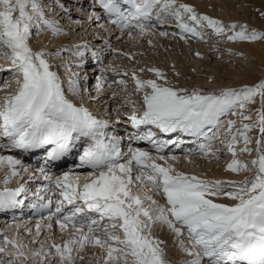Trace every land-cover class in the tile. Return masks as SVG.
I'll return each instance as SVG.
<instances>
[{
  "label": "snow or ice",
  "instance_id": "6c2138e0",
  "mask_svg": "<svg viewBox=\"0 0 264 264\" xmlns=\"http://www.w3.org/2000/svg\"><path fill=\"white\" fill-rule=\"evenodd\" d=\"M98 3L110 22L129 36L133 31L141 36L151 34L150 29L173 23L182 38L191 34L203 39L205 27L213 29L217 36L226 34L221 21L198 15L190 5L177 4L176 0H98ZM237 27L240 31H236ZM33 29L62 34L57 23L47 18L41 0H0V57L10 60L18 85L13 94L0 99V137L9 141L7 146L0 144V148L29 151L50 145L48 158L55 161L83 142L78 167L91 171L83 180L80 174L70 179L65 173L54 181L45 176L48 185L42 189L53 195L58 191L61 197L47 219L55 217L61 229L71 227L78 236L63 244L53 242L47 251L42 246L29 254L25 252L27 245L5 235L0 241V254L8 258V264L39 256L44 261L58 259L60 264H73V253L86 246L104 250L105 264L120 260L123 264H168L161 241L151 234L157 223L167 225L177 236L186 233L191 247H185L184 251L194 257L189 264H264V81L203 94L199 89L189 92L186 88L166 86L168 81L158 69L149 71L164 80L163 84L141 80L133 73L136 91L143 92V100L142 111L133 106L129 119L136 129L142 125L149 127L129 139L149 142L158 155L154 157L149 151L131 147L123 153L120 138L105 132L107 122L65 94L58 72L51 70L45 58L60 52L33 50L30 45ZM228 31L233 33L227 35L229 41L264 40V33H249L246 25L233 24ZM76 54L83 57L79 48ZM68 90L73 96L81 95L78 81L70 80ZM257 98L260 107L255 109L253 118L248 114V106ZM227 116H239L241 127H236L235 120L225 121L223 118ZM225 123L227 128L221 139ZM152 127L160 133L191 137L190 142L206 158L217 155L212 150L213 141L220 140L233 157L227 170L240 173L254 169V174L236 182L206 180L178 171L169 163L178 158L163 153L168 145L179 147L186 141L179 137L157 139ZM253 130L260 133L255 149L250 147L253 138L249 133ZM241 143L239 151L248 154L255 151V159L237 158L236 146ZM5 165L11 168L12 176L19 175L15 169L21 165L20 160L0 156V168ZM140 187L163 197L165 204H159L152 195L141 197L133 191ZM24 191L23 185L14 190L7 187L0 190V208L15 207L20 203L17 197ZM220 197L233 203L213 199ZM39 199L44 200V196ZM51 204L49 199L39 208H50ZM66 205L71 207L66 210ZM47 227L51 229L52 224ZM180 243L183 245L184 240ZM9 247L13 251H8Z\"/></svg>",
  "mask_w": 264,
  "mask_h": 264
},
{
  "label": "rangeland",
  "instance_id": "374dc122",
  "mask_svg": "<svg viewBox=\"0 0 264 264\" xmlns=\"http://www.w3.org/2000/svg\"><path fill=\"white\" fill-rule=\"evenodd\" d=\"M63 1L65 2L63 3L62 0H41L47 18L54 20L56 23L59 22L57 25L60 27L62 34L55 35L48 29L39 32L33 29L30 45L35 51L44 50L50 54H54L57 51L60 52L58 57L56 55H49L45 58L49 60L51 70L58 72L63 88L65 89V94L78 106L86 107L96 118L106 121L109 128H106L105 132L107 133V130L110 131L111 136L117 137L118 134H120L124 135L123 137L125 138L130 137L134 129L129 119L132 115L133 106L142 111L143 92L136 91L133 73L141 80H157L158 83L163 84L164 80L159 79L154 72L149 71V69H158L164 74V77L168 81L166 86L186 88L189 92L193 89H199L203 94H209L211 92L218 93L224 89H240L244 86H254L264 81V64H262L261 69L256 72V66L259 65L258 57L254 55L252 58L249 56L250 53L248 52L249 44L251 46H256L257 43L264 42V40L249 42L240 40L229 41L227 39V35L233 34L228 31V26L233 24L240 26L246 25L249 33L252 31L264 33V0H205V2L204 0H176L177 4L190 5L198 15H206L212 19L221 21L225 25L226 34L220 36H217L213 29L205 27L203 39L192 36L191 34H185L182 38L180 29L175 27L174 23L171 26L158 25L156 28L149 30L151 34H144L143 36L139 35L137 31H133L131 36L124 31L121 34L115 30L116 28L111 29L110 25L105 24V26L103 24L105 22L102 20V14L96 12L97 9V11H102L99 6H96L98 0L97 3H94L93 0H81L80 8L71 6L72 0ZM202 3L205 4V7L201 6L200 8L197 6ZM58 6L60 8H57ZM91 6L96 10L90 13L91 10L89 7ZM78 9L81 10L80 13L71 12ZM94 14H97L101 20L95 19L97 15L95 16ZM61 17H65V20L60 19ZM66 19L68 21H66ZM72 23L76 25L71 26ZM236 31H240V28L237 27ZM162 32H167L168 35H161ZM93 41L95 44L92 43ZM77 48L83 52L82 58L76 54ZM91 52L97 55L101 54V56L96 57V54L93 55ZM92 57H94V59H92ZM96 60L97 63H94ZM65 65L67 67H65ZM251 68L254 69V75L256 77L254 80H247L245 76L249 73ZM141 69H143V71H141ZM67 73L69 74L64 75ZM70 80L78 81L81 88L80 96H73L68 90ZM121 81H123V83H121ZM100 85L101 88L99 87ZM102 87L105 89L103 92L99 91ZM17 88L18 85L14 79V71L12 70L10 60L5 57H0V99L6 95L13 94ZM95 91H98L96 93H100L101 95L97 97ZM104 96L105 100L101 102L102 104H98L97 106L94 97H96V100H99ZM259 107L260 101L259 98H257L255 103L248 106V114L253 115V118H255V109ZM223 119L225 121L229 119L235 120L237 121L236 127H241V118L239 116H227ZM142 127L145 126L142 125ZM146 127L148 130L149 126ZM226 128L227 124L225 123L221 139L224 138L223 131L226 130ZM152 130L157 133L159 132L154 127H152ZM113 131L115 133H113ZM138 131L140 134L142 133L140 130H136L133 133L136 134ZM172 135L173 134H171V136ZM180 135L181 134L178 136ZM249 135L253 138L250 147L255 149V141L260 138V133L259 131L253 130ZM185 137L187 140L186 142L189 143L182 144L179 151H174L172 148L173 145L171 146L170 144L165 148L163 153L166 157L175 155L176 157L187 158L186 162L182 164L178 162L175 165L178 171L196 175L206 180L236 182L243 181L245 178H250L254 174V169L251 172L245 171L240 173L228 171L227 165L231 163L233 157L228 153L227 149L221 145L220 140L213 141L212 150L217 152V155L206 158L196 150V145L191 146L192 144L188 141L189 139H187V136ZM157 139L167 140L165 136H160ZM140 144H146L148 147H142V149L149 151L154 157L158 155L153 148H149V142L145 144L137 143L135 146H140ZM123 145H125V142ZM128 145L129 142H127L121 150L127 148ZM242 147V143L236 146L238 159L241 161H251L256 158L255 151L251 154L240 152L239 150ZM131 148H133L132 144ZM0 149V153H4L2 154L3 156H7L9 152H12L8 150L7 152H4L5 150L1 152L3 149ZM127 152L128 151H125L123 153ZM9 168L8 165H5L6 171L4 170L3 173L6 175L4 176L3 173L0 174V190H3L5 187L11 190L16 189L20 187V183L25 178H23L22 175L24 168H22L21 165L16 167V170H18L16 172H20L18 176H12L11 168ZM84 171L79 167L74 172L68 173L69 178L71 179L74 174L79 173L83 180V177L88 174L87 171ZM31 172L33 173V170H31ZM33 175V177L38 180V182H33L38 183L36 187H40L35 190H38V194L43 195L44 191L41 192V190L45 185L40 182H47L45 179L47 174L41 177L35 172ZM63 176L64 175H58L56 178H62ZM6 179H8V183L5 185ZM55 179L52 180L54 181ZM30 182L31 181L28 180L27 183H24V189H29V186L32 185V182L29 184ZM33 185H35V183ZM31 188L33 189L34 187ZM133 191L138 192L141 197L152 195L159 204H165L163 197L148 191L147 187L134 188ZM45 193L47 194L48 192ZM49 194L48 196H51L52 193ZM58 197L61 198L57 191L54 198L58 199ZM213 199L218 203L231 204L227 202L229 199H226V197ZM147 203L148 202H146V206ZM1 216L2 215H0V217ZM2 220L3 219L0 218V241L4 239L5 235L9 238V235L14 233L11 229L12 227L10 226V228H8L6 222ZM35 225L36 223L33 222L32 226L35 227ZM39 225H41L39 227V236L43 238L41 237L30 244L31 248H28V252L26 247V253H32L33 251L31 250H34V248H36L35 252L39 251L42 246L45 249L44 251H47L53 242L56 244H63L65 241L72 238L74 234H77L75 233V229H70L71 227H69V229L65 231L64 236H62L63 238L58 241L59 226L57 229L53 227L48 231L47 222L43 224L40 223ZM162 225L166 228V231L171 234L170 236L173 242H176L178 239L180 240V238H184V240H187V243L184 241L185 244L183 247L185 245L191 247L188 239H185L187 238L186 235L183 237L177 236L176 233L165 224L157 223L152 226V229L157 230ZM68 231H70L68 233L69 236H67ZM120 234L122 236V233ZM39 236L37 238H39ZM92 247L93 246H86L78 253L74 252L73 256L75 260L73 264H105V259L102 255L93 250ZM177 248L179 247L177 246ZM177 248H174L172 254L164 251V259L168 264H189L186 260L188 256L187 258L185 256L187 253H179ZM8 251H13V249L9 247ZM52 251L53 254H55V250L53 249ZM0 264H8V258L3 254H0ZM14 264H60V261L58 259L44 261V258L39 256L31 257L23 261L17 260ZM108 264H123V260L109 261Z\"/></svg>",
  "mask_w": 264,
  "mask_h": 264
},
{
  "label": "bare ground",
  "instance_id": "6f19581e",
  "mask_svg": "<svg viewBox=\"0 0 264 264\" xmlns=\"http://www.w3.org/2000/svg\"><path fill=\"white\" fill-rule=\"evenodd\" d=\"M73 2H72V4H70L71 6H74L75 8H80L81 6V0H72ZM187 1H189V0H187ZM62 2L64 3L65 1H63L62 0ZM97 2V1H96ZM204 2H205V0H204ZM257 2V1H256ZM255 2V3H256ZM49 3V2H48ZM50 4H51V2H50ZM261 4V3H260ZM197 5V4H196ZM259 5V4H258ZM80 6V7H79ZM96 6H99L100 8H101V6H100V4L98 3V4H96ZM95 6V7H96ZM198 7H200L201 8V6L202 7H205V4H201V5H197ZM57 8H60L59 6L57 7ZM71 9H72V7H71ZM89 9L91 10L90 11V13L91 12H94L96 9L94 8V7H89ZM57 10H60V9H57ZM98 10V9H97ZM96 10V12H100L101 14H102V19H103V13H102V11H97ZM101 10H102V8H101ZM71 12H74V13H76V12H81V10H76V11H71ZM83 12V11H82ZM95 12V13H96ZM100 14V15H101ZM95 15V14H94ZM97 15V14H96ZM95 15V16H96ZM98 16V15H97ZM58 17V16H57ZM65 17H61L60 19H62V20H65L64 19ZM99 20H101V19H99ZM66 21H68L67 19H66ZM104 22V21H103ZM68 23H70V22H68ZM57 24H59V22H57ZM104 25H105V23H103ZM102 24V25H103ZM74 25H76V24H74V23H72V25L71 26H74ZM101 25V26H102ZM109 25V24H108ZM106 26V25H105ZM84 27V26H83ZM105 28H107V27H105ZM110 28V27H109ZM111 29H112V26H111ZM110 29V30H111ZM121 34H122V32L123 31H119ZM125 33H127V32H125ZM109 34H110V32H109ZM122 38V37H121ZM120 38V39H121ZM92 43H94L95 44V42L93 41ZM96 46H97V43H96ZM99 47H101V46H99ZM101 52V51H100ZM248 52L250 53V57H252L253 58V56L254 55H257V57H258V60H259V65H257L256 66V72L257 71H259V69H261V66H262V64H264V42H260V43H257L256 44V46H251L250 44H249V49H248ZM92 53H94V52H91V54ZM96 54V53H95ZM57 57H58V55H56ZM97 56H101V54H99V55H97L96 54V57ZM92 59H94V57H92ZM7 62V61H6ZM96 63H97V61H96ZM253 64V63H252ZM9 71V70H8ZM66 71V70H65ZM69 73H67V74H64V75H68ZM98 76H99V73H98ZM256 76L254 75V69H252L251 68V70L249 71V73L245 76V79H247V80H249V79H251V80H254V78H255ZM103 85V84H102ZM100 88H101V85L99 86ZM105 89H103V87H102V89H100L99 91H101V92H103ZM98 92V91H97ZM105 93V92H104ZM98 94V93H97ZM99 95H101V94H99ZM102 96H103V94H102ZM94 99H95V102H96V105L98 106V104H102L101 102H103L104 100H105V96L104 97H101V99H99V100H96V97H94ZM107 103V102H106ZM107 128H109V127H107ZM136 130H140V131H142V133H144V132H146L147 131V127L145 126V127H140V129H136V128H134L133 129V132H135ZM256 131H258V130H256ZM112 132V131H111ZM132 132V134H131V136H133L135 133H133ZM107 133L109 134V136H111V134H110V131H108L107 130ZM113 133H115L114 131H113ZM141 133V134H142ZM174 134V133H173ZM157 138H159L160 136H164V133H157ZM166 135V134H165ZM171 135V134H170ZM113 136V135H112ZM118 136H121V137H118ZM118 138H120V142H121V149H122V147L123 146H125L126 144H127V142H129V145H128V147L127 148H125V151L127 150L128 151V149H129V147H131V144H132V147L133 148H140V149H142V147L144 146V147H147L146 145H143L142 144V146H135V144H137L139 141H134V140H130L129 139V137L127 138V140L125 141V137H123V135H120V134H118ZM130 136V137H131ZM181 136V135H180ZM2 138V137H1ZM187 139H189L188 141H191L192 140V138L191 137H187ZM185 141H187V140H185ZM122 142H123V144H124V142H125V145H123L122 146ZM141 142H143V143H146L145 141H141ZM186 144H188L189 142H185ZM190 144H192L191 146H195V144H193V143H191L190 142ZM189 144V145H190ZM195 148H196V146H195ZM181 149V148H180ZM123 150H124V148H123ZM143 150V149H142ZM190 150H191V147H190ZM8 151H10V150H8ZM176 151V150H175ZM177 151H179V150H177ZM4 152H7V150H5ZM0 155L1 156H3L2 155V153H0ZM7 156H12V157H14V158H16L15 156H14V153L13 152H9L8 154H7ZM178 159L176 160V162L175 161H169V163H172L174 166L178 163V162H180L181 164L182 163H184V162H186L187 161V158H183V157H177ZM17 159V158H16ZM18 160H20V159H18ZM158 163H163V161H157ZM18 166H20V165H18ZM24 166V167H23ZM181 166V165H180ZM9 167V166H8ZM21 167L22 168H24V169H27V171H25L24 170V172H23V180H22V182L20 183V186L21 185H24V183H27L28 182V180L29 181H37L38 182V180H36L33 176V173L31 172V170L26 166V165H24V163H21ZM79 167H78V165H76V166H74L73 167V169H67L65 172L66 173H69V172H74L76 169H78ZM81 169L83 168V167H80ZM176 168V167H175ZM10 169V168H9ZM4 170H5V166L3 167V168H0V174L1 173H3L4 172ZM16 170V169H15ZM6 171V170H5ZM16 171H18V170H16ZM85 171H89L88 169L87 170H85ZM91 171V170H90ZM8 172H10V171H8ZM20 173V172H19ZM71 174V173H70ZM79 174V173H78ZM3 175L5 176L6 174H4L3 173ZM3 176V177H4ZM0 178H1V175H0ZM28 179V180H27ZM35 179V180H34ZM34 183H32V185H33ZM45 185V184H44ZM43 187V186H42ZM38 188H40V187H34L33 189L35 190V189H38ZM32 188H30L29 190H31ZM28 190V189H27ZM28 190V191H29ZM26 191V190H25ZM24 191V192H25ZM38 192V190H36V193ZM41 192H42V190H41ZM138 193V192H137ZM48 194L49 193H47V195L46 196H48ZM51 194V193H50ZM49 194V195H50ZM42 196V195H41ZM51 196H53V194H51ZM141 196V195H140ZM226 199H228V198H226ZM227 202H229V203H233L231 200H227ZM1 210H0V212H4V208H0ZM4 213H6V212H4ZM3 216H5L4 214H2V216L0 217L1 219H3L4 220V218H2ZM8 221H11V220H8ZM48 221H52V220H48ZM49 222V223H50ZM37 225H38V223H36V225H35V227H33L32 226V224H29L28 226H24V228H22V226L20 227V226H15V227H13V226H11L12 228V230H13V232L14 233H11L10 235H9V239H12V238H18V240L20 241V242H22V243H24L25 245L27 244V252H28V248L30 247L31 248V245L30 244H32V243H34L37 239H40L42 236H39V232H40V230L37 228ZM59 225V224H58ZM41 225H39V227H40ZM34 228V229H33ZM70 229H72V228H70ZM48 231L49 230H51V229H47ZM153 231L151 232V234H152V236L153 237H155L158 241H161V244H160V247L165 251V252H167V253H173L174 252V248H177V246L179 247V248H177V250H178V252L179 253H183V252H185L184 251V248L185 247H187V245H185L184 247H183V245L185 244H183V245H181V243H180V241L182 240L181 238H180V240L178 239L176 242H173L172 241V238H171V234H169V232H167L166 231V228L162 225L159 229H157V230H155V229H152ZM65 231H67V229H61V227L59 226V228H58V237H59V239H58V241H60L61 240V238H63L62 236H64V234H65ZM70 231H68L67 232V236H69V233ZM76 233V232H75ZM75 236H78V233L77 234H74ZM185 235H186V233H185ZM39 236V238H37ZM72 237V236H71ZM186 237H187V235H186ZM43 238V237H42ZM185 239H187V238H185ZM183 240H184V238H183ZM186 243H187V240H184ZM43 243V242H42ZM29 244V245H28ZM181 248V249H180ZM92 249L93 250H95L96 252H99L101 255H102V257L105 259L106 258V252L104 251V250H102V249H100L98 246H93L92 247ZM183 249V250H182ZM35 250H36V248H34V250H31V251H33V252H35ZM45 250V249H44ZM176 250V251H177ZM181 250H182V252H181ZM194 251H195V249H194ZM30 252V251H29ZM177 252V253H178ZM95 253V252H94ZM98 253V254H99ZM176 253V254H177ZM184 254V253H183ZM177 255H179V254H177ZM182 256V255H181ZM186 256V258H187V256H188V258L186 259L187 260V263H189V261H191L194 257L193 256H190V255H188V253L185 255ZM183 257V256H182ZM190 257V258H189ZM43 258V257H42ZM100 258V257H99ZM96 259V258H95ZM181 259V258H180ZM98 260V259H97ZM185 260V261H186Z\"/></svg>",
  "mask_w": 264,
  "mask_h": 264
}]
</instances>
